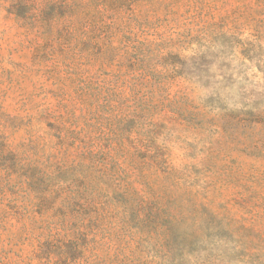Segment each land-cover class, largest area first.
<instances>
[{
  "label": "trees",
  "instance_id": "16d2710c",
  "mask_svg": "<svg viewBox=\"0 0 264 264\" xmlns=\"http://www.w3.org/2000/svg\"><path fill=\"white\" fill-rule=\"evenodd\" d=\"M184 7L211 14L176 17ZM9 14L14 26L0 43L10 66L71 64L39 85L36 97L50 106L30 117L24 134L0 133V264H76L87 243L70 234L138 227L151 204L156 212L170 205L148 181L174 173L154 144L157 129L173 115L205 116L204 129L218 127L207 119L211 101L199 109L178 68L191 59L211 66L225 53L264 58V0H23ZM232 117L222 125L227 135L245 121ZM35 119L43 136L32 130ZM13 221L20 238H1Z\"/></svg>",
  "mask_w": 264,
  "mask_h": 264
},
{
  "label": "rangeland",
  "instance_id": "374dc122",
  "mask_svg": "<svg viewBox=\"0 0 264 264\" xmlns=\"http://www.w3.org/2000/svg\"><path fill=\"white\" fill-rule=\"evenodd\" d=\"M20 1L0 0V37L14 26L9 9ZM195 12L184 7L176 17L211 14ZM9 53L0 43V133L19 138L30 117H40L50 106L51 100L36 97L39 85L71 61L58 58L22 69L8 64ZM221 59L210 60L211 66L186 60L178 68L193 84L194 104L201 109L211 101L215 109L207 119L218 127L215 133L204 129L205 116L173 115L157 129L154 144L164 150L174 173L149 175L148 181L155 194H163L158 200L170 198V205H159L163 212H156L158 204L150 205L156 199L148 195L153 210L143 212L148 220L140 227L112 224L70 234L86 238L87 252L76 264H263L264 115L257 125L252 120L264 113V58L258 55L248 63L225 53ZM232 115V124L245 121L227 135L222 125ZM32 126L39 135L46 132L36 119ZM155 214L161 217L158 224L151 221ZM17 229L15 221L8 222L1 238L18 240Z\"/></svg>",
  "mask_w": 264,
  "mask_h": 264
}]
</instances>
